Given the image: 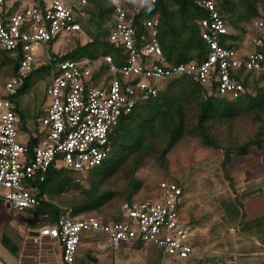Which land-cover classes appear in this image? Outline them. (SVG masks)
<instances>
[{"label": "built area", "instance_id": "obj_1", "mask_svg": "<svg viewBox=\"0 0 264 264\" xmlns=\"http://www.w3.org/2000/svg\"><path fill=\"white\" fill-rule=\"evenodd\" d=\"M108 1L116 19L108 41L124 50L120 65L114 64L109 55L63 61L51 57V42L82 34L77 18L84 16L85 0L74 4L63 0H21L17 10L0 17V50H19L21 55L15 74L4 82L0 94V201L9 206L15 217L39 206L36 184L44 182L49 169L72 172L76 181L83 183L88 172L110 156L114 129L120 119L128 116L139 102L156 97L166 81L188 76L209 90L214 86L221 96L237 98L245 94V89L231 77L233 70L242 66L264 75L263 55L259 51L264 48V18L252 22L256 35L251 50L239 54L219 43L229 31L214 0H189L207 14L199 24L209 53L201 63L168 65L157 41L158 19L143 22L145 34L138 35L133 28L135 12L157 0ZM3 2L0 0V13ZM39 46L46 49L42 63L50 66L52 77L46 88L44 116L30 134L36 144L29 150L30 136L20 131L11 98L38 67ZM20 133L25 137L23 144L17 141ZM182 196L175 183L161 181L147 196L122 203L117 222L105 223L93 215L73 217L65 208L50 224L45 222L48 215L43 214L42 221L36 223L38 235L32 242L37 243L40 238L58 242L67 264L74 262L83 233L104 236L112 250L142 244L174 261L199 259L191 240L192 227L181 214Z\"/></svg>", "mask_w": 264, "mask_h": 264}, {"label": "trees", "instance_id": "obj_2", "mask_svg": "<svg viewBox=\"0 0 264 264\" xmlns=\"http://www.w3.org/2000/svg\"><path fill=\"white\" fill-rule=\"evenodd\" d=\"M20 1L4 0L0 17L4 18L17 10ZM85 1L84 16L78 17L77 22L86 42L80 43L78 37L81 35L72 36L76 39L74 48L62 56L52 54L51 57L63 61L109 55L114 64L120 65L125 57L124 50L108 41L116 23L113 6L108 0ZM214 3L229 31L220 37L219 43L225 48L237 50L246 34V27L254 20L264 18V0H214ZM152 18L159 21L157 41L166 64L201 63L206 60L209 49L201 38L199 22L207 18V14L202 8L189 0H157L145 4L133 16L136 34H145L143 22ZM259 51L264 63V48ZM20 56L19 50L14 53L0 50V76L2 71L8 78L13 76ZM49 70V65L35 68L15 96L26 93L35 73L49 74ZM231 77L240 82L245 94L237 98L221 96L216 93L214 86L209 90L188 76L166 81V89L159 90L154 98L139 102L128 116L120 119L114 129L110 156L100 166L89 171L83 183L77 182L76 175L64 169L48 170L44 182L36 184L40 197L37 215L47 214L45 222L51 224L64 213L65 208L70 209L73 217H78L101 211L115 197H120L122 203L133 201V196L143 185L136 178L143 163L154 158L159 164L165 165L171 150L187 136L197 139L202 147L221 151L224 168L232 156H244L253 149H261L264 145V75H256L241 66L231 72ZM20 117L19 128L22 133L29 134L31 150L36 140L30 134L31 130H35L38 119H35L32 127H27ZM239 119L249 121L253 129L245 139L239 140V137L220 133L221 127L227 128ZM119 176L124 184L120 191L115 192L109 185ZM171 182L180 188L178 182ZM50 183H55L52 194H61L74 187L80 190V198L70 201L67 206L44 200L41 198L44 196V186ZM81 185L86 186L83 188ZM119 210L120 206L116 213L97 218L105 223L117 222ZM140 246L144 245L134 247ZM86 263L93 264L88 260Z\"/></svg>", "mask_w": 264, "mask_h": 264}, {"label": "rangeland", "instance_id": "obj_3", "mask_svg": "<svg viewBox=\"0 0 264 264\" xmlns=\"http://www.w3.org/2000/svg\"><path fill=\"white\" fill-rule=\"evenodd\" d=\"M63 1L74 4L77 0ZM253 32L252 24L248 25L244 39L237 49L239 54H245L251 50ZM78 38L81 44L86 42L84 35L81 34ZM75 45L76 39L72 36L58 38L50 43V54L62 56ZM44 54H46L45 47L39 46L36 52V58L39 60L38 67L45 60ZM51 77L50 70L49 74L35 73L26 93L20 96L14 95L11 98L19 113H17L18 116L21 115L20 118L26 122L27 127H32L35 119L39 120L44 116V107L47 103L45 93ZM7 79L8 77L2 71L0 94L3 92L2 87ZM162 88L166 89L167 83L162 84ZM220 130V133L243 140L253 129L249 126V121L239 119L227 128L221 127ZM24 139L25 137L20 133L17 141L23 144ZM222 162L221 151L202 147L197 139L187 136L171 150L166 157L165 165L159 164L154 158L147 159L136 173V178L143 185L133 196V200H139L152 193L161 181L178 182L183 193L181 214L192 227L191 240L196 243V250L200 254L199 259L174 261L151 246L122 247L119 250H112L107 246L104 236L83 233L84 239L78 245V264H87L88 255L97 259V262L93 264H264L263 249L231 254V234L233 233L230 231L231 217L227 214V208L231 205H236L242 215L244 211L249 213L247 209L254 203L248 201L253 197L252 185L258 184L261 180L264 181V145L259 150H251L247 155L232 156L225 168ZM121 178V176L114 178L109 185L115 192L123 187L124 182ZM55 183L44 186L46 200L67 206L66 204L70 201L80 198V190L74 187L61 194H52ZM81 186L85 188L86 185ZM121 203L122 199L115 197L101 211L90 214L104 218L108 214L116 213ZM36 217L39 220L42 218L41 214Z\"/></svg>", "mask_w": 264, "mask_h": 264}, {"label": "crops", "instance_id": "obj_4", "mask_svg": "<svg viewBox=\"0 0 264 264\" xmlns=\"http://www.w3.org/2000/svg\"><path fill=\"white\" fill-rule=\"evenodd\" d=\"M252 186L253 197L248 201L254 203L247 209L249 213L244 211L242 215L236 205L227 208L233 229L232 255L234 252L264 250V181ZM36 215L37 207L27 209L15 217L9 206L0 201V264H67L62 259V248L58 242L48 238L32 242V238L38 235L39 227L36 223L42 221ZM78 258L77 249L72 264H78Z\"/></svg>", "mask_w": 264, "mask_h": 264}, {"label": "water", "instance_id": "obj_5", "mask_svg": "<svg viewBox=\"0 0 264 264\" xmlns=\"http://www.w3.org/2000/svg\"><path fill=\"white\" fill-rule=\"evenodd\" d=\"M87 260L92 262V263H96L97 262V259L95 257L90 256V255L87 256Z\"/></svg>", "mask_w": 264, "mask_h": 264}]
</instances>
